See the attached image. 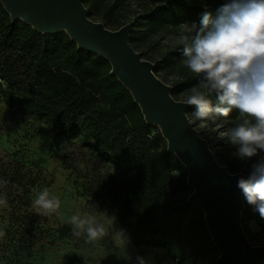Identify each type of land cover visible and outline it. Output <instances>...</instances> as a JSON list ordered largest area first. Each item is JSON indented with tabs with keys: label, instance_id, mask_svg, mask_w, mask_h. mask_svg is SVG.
<instances>
[{
	"label": "trees",
	"instance_id": "1",
	"mask_svg": "<svg viewBox=\"0 0 264 264\" xmlns=\"http://www.w3.org/2000/svg\"><path fill=\"white\" fill-rule=\"evenodd\" d=\"M154 9L145 16L150 26L161 14ZM135 37L132 30L130 44ZM110 69L104 57L77 48L64 31L42 33L11 20L0 2L1 101L86 150L96 164L107 163L119 174L132 172L117 219L133 245L163 247L171 264H216L204 213L187 202L192 189L185 167ZM37 180L18 161L0 165V191L10 203L21 195L28 205L29 187ZM247 213L245 208L241 222ZM60 231L69 234L67 226Z\"/></svg>",
	"mask_w": 264,
	"mask_h": 264
},
{
	"label": "rangeland",
	"instance_id": "2",
	"mask_svg": "<svg viewBox=\"0 0 264 264\" xmlns=\"http://www.w3.org/2000/svg\"><path fill=\"white\" fill-rule=\"evenodd\" d=\"M81 1L87 16L110 30L129 23L130 34L132 30L138 32L131 46L153 64V73L171 91L175 90L171 95L186 102L190 89L200 84V76L185 66L180 39L187 25L199 26L205 12L215 18L226 0H175L171 6L168 0ZM151 9H159L161 14L150 26L145 16ZM210 98L215 103V95ZM188 107L186 116L206 139L216 160L230 173L249 175L264 152L242 161L233 155L236 147L221 134L252 118L233 110L226 118L198 120L195 106L189 111ZM14 161L23 164L24 171L38 180L29 187L28 205L21 201V195L10 203L0 191V264H139L138 258L145 264H171L165 248L133 245L129 233L118 222L132 172L119 174L107 163L96 164L86 150L58 139L44 123L17 113L0 97V165ZM44 188H48L49 198L54 195L60 201L59 208L47 215L38 214L33 207V199ZM242 200L243 210H248L245 222H241L243 231L252 245H264V219L246 202L243 193ZM73 216L92 218L103 226V237L89 242L86 232L71 222ZM64 226L69 228L67 236L61 235ZM74 230H80L81 235L75 236ZM116 232H122L123 237Z\"/></svg>",
	"mask_w": 264,
	"mask_h": 264
},
{
	"label": "water",
	"instance_id": "3",
	"mask_svg": "<svg viewBox=\"0 0 264 264\" xmlns=\"http://www.w3.org/2000/svg\"><path fill=\"white\" fill-rule=\"evenodd\" d=\"M11 20L20 19L42 33L64 31L77 48L104 57L137 103L143 118L154 124L187 171L192 192L187 202L199 206L215 245L216 264H264V245H252L241 225L242 190L237 182L248 174L230 173L194 128L171 88L153 73L129 42L131 26L110 30L87 16L81 0H0Z\"/></svg>",
	"mask_w": 264,
	"mask_h": 264
},
{
	"label": "clouds",
	"instance_id": "4",
	"mask_svg": "<svg viewBox=\"0 0 264 264\" xmlns=\"http://www.w3.org/2000/svg\"><path fill=\"white\" fill-rule=\"evenodd\" d=\"M180 44L185 66L200 76V84L190 89L186 100L195 106V118H226L237 110L252 120L228 128L221 138L236 147L233 155L242 161L264 152V0H226L215 18L205 12L199 26L187 25ZM213 94L215 103L210 98ZM237 186L264 219V156L252 165L247 178L238 179ZM59 206L56 196L49 198L48 188L33 199L38 214L47 215ZM71 222L86 232L89 242L104 235L103 226L92 218L73 216ZM73 234L80 236L81 231ZM114 234L123 237L122 232Z\"/></svg>",
	"mask_w": 264,
	"mask_h": 264
}]
</instances>
